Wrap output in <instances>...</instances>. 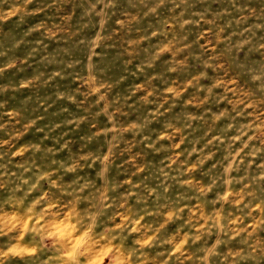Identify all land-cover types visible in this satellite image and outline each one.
I'll list each match as a JSON object with an SVG mask.
<instances>
[{
  "label": "clouds",
  "instance_id": "9594fccd",
  "mask_svg": "<svg viewBox=\"0 0 264 264\" xmlns=\"http://www.w3.org/2000/svg\"><path fill=\"white\" fill-rule=\"evenodd\" d=\"M0 264H264V0H0Z\"/></svg>",
  "mask_w": 264,
  "mask_h": 264
}]
</instances>
